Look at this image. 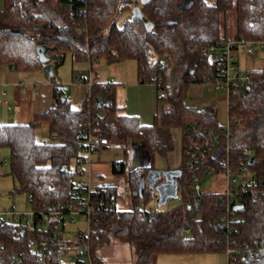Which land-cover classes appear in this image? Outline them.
I'll return each instance as SVG.
<instances>
[{"label": "trees", "instance_id": "16d2710c", "mask_svg": "<svg viewBox=\"0 0 264 264\" xmlns=\"http://www.w3.org/2000/svg\"><path fill=\"white\" fill-rule=\"evenodd\" d=\"M134 6H139L146 22L152 24L149 32L144 22L131 18ZM230 15L235 25L232 38L226 36ZM233 38H264V0H150L143 5L139 0H3L0 65L32 72L41 71L49 62L54 70L67 53L76 61L99 56L108 61L132 59L138 82L153 84V78L159 77L166 93V107L155 113L151 125H142L136 116L123 113L116 105L114 83L92 82L78 109L70 107L68 93L54 84V101L45 111L35 113L25 124H0V147L9 149L14 191L30 196L31 209L42 212L60 209L71 201L74 168L82 147L79 133L89 124L94 134L107 139L104 148L132 143V150L138 153L136 166L128 170L126 147H122V159L109 161L115 178L126 173L124 209L117 208L122 192L116 185L93 186L94 209L89 221L92 264H106L98 251L112 240L135 248L133 264H151V256L162 253L224 251L226 243L232 247L246 243L253 249L264 245V197L254 198L245 191L231 198L230 209L237 204L243 207L233 209L235 221L226 234L218 225L226 199L220 193L202 192L197 207H193L186 183L191 172L200 180L208 176L210 165L219 174L227 156L223 137L207 162L187 170L186 132L192 126L217 131L223 124L218 121L213 98L195 105L187 104L186 96L191 84L204 83V78L217 69V60L202 48ZM38 46L48 50L45 62L39 59ZM246 73L250 81L229 98L227 116L232 137L228 157L234 168L245 164L244 149L250 148L254 157L249 165L251 174L264 181V68ZM42 123H47L49 134L56 135L49 144L36 136ZM174 129L181 134L177 193L182 204L148 210L146 206L156 194L146 184L139 194V179L149 168H155V156L167 157L173 150ZM100 201L104 208L98 206ZM64 220L61 216L32 232L23 230L18 222L0 223V264H40L42 258L49 264H76L65 256L71 241L62 235ZM55 232L63 242L52 239ZM227 264H264V260L255 253L250 256L248 251H237L227 256Z\"/></svg>", "mask_w": 264, "mask_h": 264}, {"label": "rangeland", "instance_id": "374dc122", "mask_svg": "<svg viewBox=\"0 0 264 264\" xmlns=\"http://www.w3.org/2000/svg\"><path fill=\"white\" fill-rule=\"evenodd\" d=\"M211 1V0H208ZM125 15V14H124ZM122 15L121 17H125ZM235 34V25L233 16H228L226 20V36L232 38ZM235 59L238 61L239 71L244 73L246 71L261 70L264 68V53L262 51H256L254 54H246L244 52H239ZM103 60V61H102ZM98 61L104 62V67L101 68L99 72V78L108 79L112 78L115 87V103L121 109L124 108V113L130 116H136L139 123L142 125H151L153 121V116L157 111L166 107L164 99L156 98V87L152 83H139L137 80V69L136 63L132 59H125L120 61H108L104 56H99L96 58V63ZM2 65H0L1 68ZM89 62L85 59L76 61L71 58L70 54H65L62 64L54 68V75L48 80H59L63 85L69 86L74 83L76 77L85 78L86 81L89 79ZM91 66H95L92 64ZM3 70V69H2ZM0 70V85L4 86L3 90L7 91L10 88V82L5 79L3 72ZM93 69L92 71H94ZM97 70V69H96ZM39 71L25 72L24 76L21 78L25 85L35 83L34 73ZM23 73V72H22ZM93 78L95 79L96 74L93 73ZM106 81V80H105ZM7 86V87H6ZM125 86V88H122ZM198 86L201 87V95L208 97L212 95L215 96L217 118L220 124H225L227 121V106L226 97L223 92H218L214 90L209 84L205 83H194L191 84L187 91L186 103L203 105L208 100H202V98H196L201 96L198 92L191 87ZM6 87V88H5ZM192 87V88H193ZM209 93V94H208ZM222 95V100H218V96ZM5 97H8L5 96ZM220 98V97H219ZM12 106V111H7L6 105L0 103V115L4 116L5 119L8 117L7 123H12L14 120L10 117L14 116L16 112V107L14 104L10 103ZM13 115V116H12ZM6 123V121H4ZM45 131V127H41ZM174 136V148L167 155V157L155 156L154 166L157 167H174L178 166L181 161V144H180V130H173ZM119 147H110L107 150L101 151L99 159L101 161H112L115 154L118 153L119 159L123 158V148L126 147L127 153L125 156L127 163V170L136 166L137 152L132 150V143H121ZM97 154L92 155V160L97 161ZM9 149L7 147H0V209L13 208L18 211H28L31 206L28 202L27 195L22 192H15L16 180L10 174L9 167ZM125 174L120 175V179H125ZM116 180L113 184L124 195V181ZM201 191L207 193H221L225 189V180L223 175L216 174L212 176H206L200 180ZM124 188V189H122ZM126 192V191H125ZM127 194V192H126ZM126 196V195H125ZM127 197V196H126ZM182 204V197L178 195L177 198L168 199L166 204L158 206L157 197H154L146 206L148 210L155 209H170ZM75 221L72 222L70 218L64 220L63 226V237L69 238L70 241L74 238L75 233L78 230H86L87 223L85 215L74 216ZM99 256L106 264H133L137 257L135 248L131 247L129 244L121 243L112 240L107 246L98 251ZM151 264H226L227 256L224 251H217L212 253H186V254H158L151 256Z\"/></svg>", "mask_w": 264, "mask_h": 264}, {"label": "built area", "instance_id": "2783aa9c", "mask_svg": "<svg viewBox=\"0 0 264 264\" xmlns=\"http://www.w3.org/2000/svg\"><path fill=\"white\" fill-rule=\"evenodd\" d=\"M256 51H262L264 53V38L258 40H249L245 38L226 39L218 44H212L202 48V52L213 55L214 59L217 60V69L211 73V75L204 78V83L209 84L214 90L225 94L227 108L230 104L229 98L231 93L240 92L241 88L250 81V76L246 72L241 73L239 71L238 61L235 59V56H237L239 52L254 54ZM91 64L96 65V58L91 59ZM77 81L80 82V79ZM113 81L112 78H108L103 83L112 84ZM91 84L92 83L90 82L87 84L89 88ZM153 84L156 87V98L164 99L166 93L161 79L159 77H154ZM232 121H240V118H233ZM229 122L230 120L227 116L226 123L223 124L219 130H213L210 132H206L201 127L192 126L190 131L188 130L186 132L187 141L184 148V164L187 170L191 172L194 170V166L197 163L207 162L209 153L219 142L220 138L224 137L226 140L225 150L227 156L225 161L221 164L220 171V174L223 175L225 180V189L220 194L227 202L225 212L219 216L218 220L219 227L224 230L226 234L232 231L231 226L235 221L233 208H229V201L231 198L237 197L245 191H248L254 198L261 196L264 197V181L251 174L249 169L248 159L252 155V150L250 148L244 149V152L247 155V161L245 164H241L235 168L234 164L231 163L228 157L232 137ZM79 136L82 138V147L74 168L73 199L66 204H63L60 209L52 207L45 212L31 208L28 211L22 212L13 208L0 209V223L18 222L21 223L23 230L32 232L35 230L36 226L46 225L49 221L56 218L59 219L61 216H65V219L70 218V220L74 222V216L83 214L86 217L87 229L78 230L75 233L74 238L71 241L70 249L65 256L67 261L71 263L92 264L89 221L94 206L91 201L93 185L90 181V165L93 162L92 155L100 148L108 145V141L105 137H100L94 134L89 124L86 129L79 133ZM55 139L56 135L53 133L39 138V141L43 144H49ZM119 156L118 153L115 154L113 161L119 160ZM206 174L208 176L216 175L214 168L211 165L207 169ZM186 183L189 186L193 207H197V200L202 194L200 178L197 174L191 172ZM27 198L29 202L30 196ZM98 206L104 208L105 203L100 201ZM110 206L114 207L115 202L111 201ZM52 239L56 242H63V237L57 232L52 235ZM237 251H248L250 256L255 253L258 259L264 260V245H259L253 249L246 243L237 244L234 247L226 243L224 250L226 256ZM40 264L49 263L48 260L42 258Z\"/></svg>", "mask_w": 264, "mask_h": 264}, {"label": "crops", "instance_id": "0c3cea01", "mask_svg": "<svg viewBox=\"0 0 264 264\" xmlns=\"http://www.w3.org/2000/svg\"><path fill=\"white\" fill-rule=\"evenodd\" d=\"M3 7V0H0V9ZM103 61V60H102ZM63 62V61H62ZM89 66V79L88 81L90 83L92 82H105V78L101 79L99 78V72H101V68L104 67V62L98 61L96 65L93 67L91 66V61H88ZM62 64V63H61ZM3 69V70H2ZM95 69L94 71H92ZM97 69V70H96ZM0 70L3 72V76L5 79H7V82H10V88L7 91H4V86L0 85V103L2 105H6L7 111H12V106L10 103L14 104L16 107V112L14 113L13 117H10V119L14 120L12 123H7L8 117L5 119V117L0 115V124H25L29 120H31L32 116L35 113L45 111L47 108H49L52 105V102L54 101L53 94H52V88L54 84L60 85V86H67L60 83L59 80H48L47 76L44 75V73L41 71L35 72V83L25 85L21 78L24 76L25 72H18L14 70L12 67H8L5 65H2ZM93 73L96 74L95 79L93 78ZM78 79H82V81L78 82ZM88 81L85 80V78L82 77H76V80L74 83H71L69 86H67L66 93H68L69 97V103L70 107L73 109H78L81 106V102L84 98V95L89 90L88 87ZM88 82V83H87ZM7 87V86H6ZM5 87V88H6ZM193 87V86H192ZM193 91H195V94L200 92L201 95V87L198 86L196 89L193 87ZM122 88H125L123 86ZM209 94V93H208ZM8 97H5L7 96ZM205 96V94H204ZM203 95L198 96L196 98H202V100H208L213 98L215 100V96L211 97ZM222 95L218 96V100H222ZM220 97V98H219ZM216 106V102H215ZM124 108L122 107L121 111L124 113ZM6 121V123L4 122ZM41 127H45V131L41 129ZM49 135L48 133V125L47 123H42L37 129H36V136L38 138L44 137ZM180 144H181V134H180ZM110 148V147H109ZM108 148H100L95 153L98 155L97 160L100 162H106L101 161L99 159V155L101 151L107 150ZM117 154V153H116ZM94 161V160H93ZM181 162V161H180ZM180 164V163H179ZM179 166V165H178ZM178 166L174 167L172 165L171 167L166 168H178ZM156 168V167H155ZM157 168H165V167H157ZM119 178H115L111 174L110 170V164L109 162L106 163H92L90 165V181L93 186L96 185H103V184H109L114 183L116 180H119ZM121 181H124V179H120ZM124 189V188H122ZM124 192V195L121 193L120 198L117 200V208L124 209L125 205V199H126V192L125 189L122 190ZM126 195V196H125Z\"/></svg>", "mask_w": 264, "mask_h": 264}, {"label": "water", "instance_id": "95a60500", "mask_svg": "<svg viewBox=\"0 0 264 264\" xmlns=\"http://www.w3.org/2000/svg\"><path fill=\"white\" fill-rule=\"evenodd\" d=\"M150 0H139L140 4H146ZM131 18H138L144 22V26L147 32L152 28L150 22H146L139 6H134L131 9ZM39 54V59L41 61H46V54L48 50L42 46L37 47ZM42 72L48 78L53 77L54 72L52 69V64L46 62L42 67ZM60 89H66L67 86H58ZM102 102V100H100ZM254 161L253 155L248 159V164L251 165ZM181 175V170L179 168H149L145 174H142L139 179L138 192L141 194L145 184L151 190H153L157 197V205L161 206L166 204L168 199H173L178 197V182L177 178ZM243 205L237 204L233 206L234 210L242 208Z\"/></svg>", "mask_w": 264, "mask_h": 264}]
</instances>
